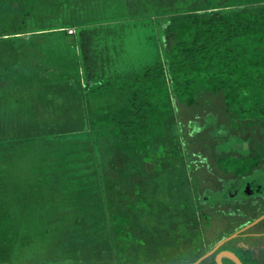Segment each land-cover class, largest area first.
Here are the masks:
<instances>
[{"label": "trees", "instance_id": "1", "mask_svg": "<svg viewBox=\"0 0 264 264\" xmlns=\"http://www.w3.org/2000/svg\"><path fill=\"white\" fill-rule=\"evenodd\" d=\"M151 15L131 75L44 48ZM262 172L264 0H0V264L194 263L264 214L262 190L224 196ZM222 250L264 264V218L198 264Z\"/></svg>", "mask_w": 264, "mask_h": 264}, {"label": "rangeland", "instance_id": "2", "mask_svg": "<svg viewBox=\"0 0 264 264\" xmlns=\"http://www.w3.org/2000/svg\"><path fill=\"white\" fill-rule=\"evenodd\" d=\"M192 1L204 2L206 0ZM235 1L236 0H211V3H222L225 6L231 7ZM178 6L183 8L184 3H179ZM119 11L120 7L117 8V6H111L107 8L106 12L104 13V17L108 18L117 16ZM154 16L151 15L142 17V19L149 22L156 18ZM156 22V20H153V22L149 25L144 24L141 26L137 24L135 26V20H129L125 23L120 21L111 23L109 21L107 22L103 19H100L92 22L90 24L91 26L86 28V32L81 34L83 40L78 41L76 48L66 45L63 38H61L59 34H54L52 42L44 43V48L46 49V52L52 50L55 51L54 53H56V55L63 57H70L72 55H78L79 53L81 56H83L84 60L87 58V62L91 68L101 71L103 69L108 74L120 73L121 77L123 75H131L130 73L133 74L145 64L152 62L159 53L160 41ZM138 23L140 24L139 21ZM66 29L68 30V33L77 34L76 28L74 26H67ZM153 29L154 31H152ZM115 31L120 33L118 37H115V34L117 33ZM125 34L127 35L121 42L123 46V53L121 52L120 54H117V47H119L117 43L120 41L119 39L121 36ZM83 45L85 46V52L82 53L80 51V47ZM114 45H117V47L113 48ZM85 53L86 58L84 56ZM108 59H111V62L108 61ZM254 180L255 185L259 186L260 189L264 191V172L256 175ZM246 186L247 184L244 182L242 183V181L238 183H231L229 186H227V192L224 194V196H235L236 193H239L243 189L245 190L247 188Z\"/></svg>", "mask_w": 264, "mask_h": 264}, {"label": "water", "instance_id": "3", "mask_svg": "<svg viewBox=\"0 0 264 264\" xmlns=\"http://www.w3.org/2000/svg\"><path fill=\"white\" fill-rule=\"evenodd\" d=\"M246 183L247 186L246 187H250L251 189L253 188V191L251 192H258L260 190L259 186L255 185V180L253 178H248L246 180H243L242 183ZM245 187V188H246ZM264 218V214L262 216H260L259 218H257L256 220H254L252 223L248 224L247 226H245L244 228L236 231L235 233H233L232 235L222 239L221 241H219L210 251H208L206 254H204L202 257H200L196 262L194 263H189V264H198L202 259H204L205 257L209 256L210 254H212L219 246H221L224 242L236 237L240 232H242L243 230H245L246 228L250 227L251 225L257 223L258 221H260L261 219ZM229 258L231 260H233L236 264H243V262L241 261V259L231 250H222L220 252H218L216 254L215 260L217 262V264H224L223 263V258Z\"/></svg>", "mask_w": 264, "mask_h": 264}, {"label": "flooded vegetation", "instance_id": "4", "mask_svg": "<svg viewBox=\"0 0 264 264\" xmlns=\"http://www.w3.org/2000/svg\"><path fill=\"white\" fill-rule=\"evenodd\" d=\"M256 175H259V174H256ZM256 175H251V176H249L248 178H253V179H254ZM248 178H245V179H243V180H246V179H248ZM243 180H240V181H243ZM237 182H238V181H237ZM260 190H262V189H260ZM260 190H259V191H260ZM241 191H244V192H251V191H253V188L251 189V188L248 186L245 190L243 189V190H241Z\"/></svg>", "mask_w": 264, "mask_h": 264}]
</instances>
